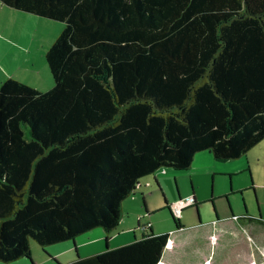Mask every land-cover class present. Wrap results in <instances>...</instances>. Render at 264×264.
<instances>
[{
  "label": "trees",
  "instance_id": "16d2710c",
  "mask_svg": "<svg viewBox=\"0 0 264 264\" xmlns=\"http://www.w3.org/2000/svg\"><path fill=\"white\" fill-rule=\"evenodd\" d=\"M0 1L64 22L51 87L0 81V261L109 232L141 177L264 138V0ZM171 216V231L70 264H157L193 229Z\"/></svg>",
  "mask_w": 264,
  "mask_h": 264
},
{
  "label": "crops",
  "instance_id": "0c3cea01",
  "mask_svg": "<svg viewBox=\"0 0 264 264\" xmlns=\"http://www.w3.org/2000/svg\"><path fill=\"white\" fill-rule=\"evenodd\" d=\"M12 72L16 71L5 69V71L1 72L3 74H0V81L5 77L13 75L14 73ZM27 83L42 90L48 88L47 86H49H44L38 81H36V83L33 81H28ZM254 149L260 152L261 156H264V138L251 149H249L245 155L222 161L223 164L216 166L218 170L217 172L215 167H211L216 164L215 161L217 160L213 159L211 154L204 150L195 153L191 165L185 170H175L171 168H168V170L159 168L153 173L141 177L139 179L138 186L121 201L122 216L117 225L112 230L106 232L102 227L96 226L75 236L73 240H65V243L54 246L52 249H49V251L46 250V248L39 250L37 246H34V244H32L30 241V248L32 246L30 249L31 260L22 256L24 260L21 259L17 263L70 264L71 262L92 256L105 250L106 248H112L130 242L135 238H140L143 233H160L171 231L174 227L172 228L170 226V222L168 223L165 221V219L168 217L162 212V210L168 209L170 213L168 206L170 202H175L179 198L185 197L187 195H192L195 199V195L197 194V192L193 189L191 181H189V193L181 196V194H183L181 191H184L185 189H182L183 182L180 184L178 178H182L185 173H189L191 179V174L194 172V169L198 167L200 160L205 161V163H200L201 166L199 168L211 170L210 172H212V174H222L224 176L227 175L230 186L231 178L234 174L246 171L248 169L252 171V167L249 163L246 168L244 165L245 162H249L247 153L253 151ZM258 158L259 157L256 156L255 159L257 160ZM167 173L174 176L176 189L175 194L168 193L166 187L167 180H164L167 178H161V174ZM254 184L261 185V183H257L255 180H253L251 186ZM180 185L181 189L179 190ZM261 186L264 187L263 185ZM229 188L232 189L231 186ZM234 192L231 191L225 193L224 196ZM257 200V207L249 206L246 202V199H244L245 203H243V207H238V205H230L225 210L224 208L221 210L217 209V211H214V215H211L212 213L206 214L204 216L205 218L203 219L201 218L202 215L200 211V205L197 204L198 202L195 199L193 204H189L181 210V216H183V212L185 210H189L191 213L190 215L186 213L184 220H182V217L180 216V222L185 225V227H192L196 230L203 229V227H212L216 230L214 233L215 235L209 236L210 232L208 231L205 232L204 235H198L195 237L188 236L180 241H176L174 236H170L166 242L163 257L157 264H206L211 251L210 245L212 244H218L219 246L223 245L225 247L232 248L236 256L244 258L248 264H251V261L253 260L245 257L244 254L237 252V250H239L241 245L247 241L241 237V232L239 230L240 228L243 230L246 228L250 229L248 232V240L250 243H254L256 248H261V246L264 245V196ZM157 209L162 213L155 216L154 213ZM198 212H200L199 215ZM236 214H247L248 216L242 217L238 220L231 218L232 215ZM147 222H149L150 225L148 230H142L141 225ZM182 229L183 228L177 230ZM199 232L201 233V231ZM196 237L199 238L196 240ZM34 243L36 242L34 241ZM238 245L240 246L239 248L237 247ZM249 247L250 246L246 248L249 249ZM241 250H243V252L247 251L244 247ZM255 254L256 253L253 251L250 252V255Z\"/></svg>",
  "mask_w": 264,
  "mask_h": 264
},
{
  "label": "rangeland",
  "instance_id": "374dc122",
  "mask_svg": "<svg viewBox=\"0 0 264 264\" xmlns=\"http://www.w3.org/2000/svg\"><path fill=\"white\" fill-rule=\"evenodd\" d=\"M63 26V21L10 7L0 1V74H3L1 72L5 71V69L16 71L12 72L14 74L11 76L26 83L28 81L36 83V81H38L44 86L49 85L47 86L48 88L51 87L53 79L45 59V52ZM256 156L259 157L257 160L255 159ZM247 158L249 162H245L244 166L246 168L249 163L252 167V171L248 169L234 174L230 182L232 189L229 188L227 175L212 174V172H210L211 170L199 168L201 166L200 163H205V161L199 160L198 167H196L191 174V179L189 173H185L182 178H178L180 184L183 182L182 189H185L181 191V193H183L181 196L189 193V181H191L194 191L197 192L195 199L198 202L197 204L200 205L201 218L203 219L206 214L212 213L211 215H214V211H217V209L221 210L224 208L225 210L230 205L243 207V203H245L244 199H246L249 206L257 207V199H261L264 196V187L261 186H264V156H261V153L254 149L247 153ZM215 162L216 164L211 167H215L217 172L216 166L223 164V162ZM161 168L168 169L169 167ZM161 175V178H167L164 180H167L166 187L168 193L175 194L174 176L169 173ZM253 180L257 183H261V185L254 184L251 186ZM180 189L181 185L179 190ZM231 191L237 192L229 193L227 196H224L225 193ZM171 203L172 202L169 204ZM162 212L168 217H165V221L168 223L170 222V226L173 228V221L168 209H163ZM162 212L157 209L154 215L157 216ZM186 213L190 215L191 212L185 210L183 216H181L182 220H184ZM199 213L200 212H198V215ZM239 230L241 232V237L247 241H245L241 247L239 245L237 246L238 248L240 247L237 252L252 259L253 261H251V264H264V245L261 246V248H256L255 244L252 242L250 243L248 240V232L250 229L246 228L243 230L240 228ZM199 231H201V233ZM208 231L210 232L209 236L215 235L214 233L216 230L214 228L203 227V229L199 230L193 228L192 231L186 233L185 236L195 237L204 235V233ZM198 238L199 237H196V240ZM30 241L34 246H37L39 250L46 248L48 251L54 246L65 243L64 240L41 246L38 243H34L32 240ZM247 245L250 246L249 249L246 248L248 247ZM243 247L247 250L246 252L241 250ZM210 248L211 251L206 264H248L246 260L243 262V259L236 258L237 256L234 250L230 247L212 244ZM251 251L256 254L250 255ZM21 259L24 260L22 257L8 263L0 262V264H18L17 262Z\"/></svg>",
  "mask_w": 264,
  "mask_h": 264
},
{
  "label": "built area",
  "instance_id": "2783aa9c",
  "mask_svg": "<svg viewBox=\"0 0 264 264\" xmlns=\"http://www.w3.org/2000/svg\"><path fill=\"white\" fill-rule=\"evenodd\" d=\"M138 185V184H137ZM193 196L192 195H187L185 197L179 198L178 200H176L175 202H172L171 204H169V209L171 211V213L176 216V217H180L181 216V210L185 207L188 206L190 203L193 202ZM236 216H233V218H235ZM149 222L147 223H143L141 225L142 230H146L147 227H149Z\"/></svg>",
  "mask_w": 264,
  "mask_h": 264
},
{
  "label": "flooded vegetation",
  "instance_id": "af4514ba",
  "mask_svg": "<svg viewBox=\"0 0 264 264\" xmlns=\"http://www.w3.org/2000/svg\"><path fill=\"white\" fill-rule=\"evenodd\" d=\"M194 202L190 203V204H193ZM233 216H236L235 218H233ZM248 215L247 214H236V215H232L231 218H233L234 220H238L242 217H247Z\"/></svg>",
  "mask_w": 264,
  "mask_h": 264
},
{
  "label": "water",
  "instance_id": "95a60500",
  "mask_svg": "<svg viewBox=\"0 0 264 264\" xmlns=\"http://www.w3.org/2000/svg\"><path fill=\"white\" fill-rule=\"evenodd\" d=\"M192 200H193V202L195 201L194 197H193V199H192Z\"/></svg>",
  "mask_w": 264,
  "mask_h": 264
}]
</instances>
